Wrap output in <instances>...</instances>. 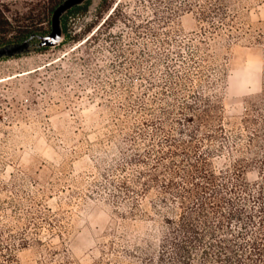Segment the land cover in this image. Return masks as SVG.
I'll use <instances>...</instances> for the list:
<instances>
[{"label":"rangeland","instance_id":"374dc122","mask_svg":"<svg viewBox=\"0 0 264 264\" xmlns=\"http://www.w3.org/2000/svg\"><path fill=\"white\" fill-rule=\"evenodd\" d=\"M49 1L0 0V5L14 22L43 26L49 33ZM222 2L247 24L264 28V0ZM188 3L89 0L87 10L67 20L68 35L60 45L42 50L34 41L0 57V186L8 187L0 191V201L15 197L27 205L21 226L35 217L44 226L42 242L18 252L20 264H97L102 259L129 264L114 259V242L120 251L159 250L168 214L155 207L157 191L132 218L131 208L113 204L119 192L107 183L123 179L124 172L109 173L122 166L123 136L145 117L141 108L153 97L157 71L183 65L186 41L199 44L206 31H214L219 2ZM212 35L207 40L219 60L228 56L224 117L234 130L246 114L247 100L264 94V55L248 40L227 49L225 37ZM237 157L217 156L213 167L231 168ZM246 178L256 182L259 173L251 169Z\"/></svg>","mask_w":264,"mask_h":264},{"label":"trees","instance_id":"16d2710c","mask_svg":"<svg viewBox=\"0 0 264 264\" xmlns=\"http://www.w3.org/2000/svg\"><path fill=\"white\" fill-rule=\"evenodd\" d=\"M65 1L50 0L45 6L51 32L52 17ZM183 1L191 6L189 0ZM216 1L218 22H211L214 31H206L199 44L194 39L186 41L189 52L183 65L157 71L153 97L143 101L141 108L145 117L122 139L126 152L121 159L127 164L122 162L109 173L124 172L119 184L109 178L107 183V188L114 186L119 192L113 199L117 208H131L129 213L135 218L155 190L157 211L168 214L157 252L141 247L136 252L120 251L114 242L111 250L118 262L264 264V94L247 100L240 126L229 130L223 103L228 56L221 62L207 40L210 33L225 37L227 49L248 40L264 55V28L247 24L238 10ZM88 4L89 0L63 16L64 36L68 35L69 17L87 10ZM51 32L18 19L14 22L0 5V48L40 42V36ZM225 155L238 157L231 168L214 169L212 159ZM251 169L259 173V180L253 183L246 178ZM7 189L0 186V191ZM26 206L15 197L0 201V264H20L18 252L42 242L38 237L44 226L38 217L21 226ZM122 218L128 217L123 214ZM97 264L110 263L102 259Z\"/></svg>","mask_w":264,"mask_h":264},{"label":"water","instance_id":"95a60500","mask_svg":"<svg viewBox=\"0 0 264 264\" xmlns=\"http://www.w3.org/2000/svg\"><path fill=\"white\" fill-rule=\"evenodd\" d=\"M88 0H66L61 4L54 13L52 20V32L46 36H40V47H55L62 43L64 37V29L62 24L63 16L71 9L76 6L84 4ZM29 44V41L21 45H16L15 49H10V45L4 48H0V57L13 52L21 51L26 48Z\"/></svg>","mask_w":264,"mask_h":264}]
</instances>
